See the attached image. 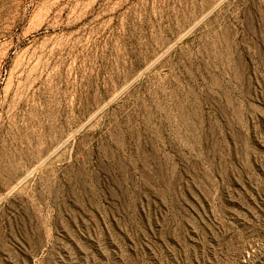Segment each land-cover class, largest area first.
I'll return each mask as SVG.
<instances>
[{
    "label": "rangeland",
    "instance_id": "obj_1",
    "mask_svg": "<svg viewBox=\"0 0 264 264\" xmlns=\"http://www.w3.org/2000/svg\"><path fill=\"white\" fill-rule=\"evenodd\" d=\"M0 264H264V0H0Z\"/></svg>",
    "mask_w": 264,
    "mask_h": 264
},
{
    "label": "bare ground",
    "instance_id": "obj_2",
    "mask_svg": "<svg viewBox=\"0 0 264 264\" xmlns=\"http://www.w3.org/2000/svg\"><path fill=\"white\" fill-rule=\"evenodd\" d=\"M57 3H59V2L58 1H55V4H57ZM53 6H55V5H52L46 11L39 12L35 16V18L40 19V21L38 23H36V21L34 19H31L29 27L24 30V33L23 34L25 35V37H28L29 39H31L32 42H35L36 41V35H39L38 34L39 32H41L46 27H48V24H47L48 22L46 23V21L50 17V15H51V13L53 11Z\"/></svg>",
    "mask_w": 264,
    "mask_h": 264
}]
</instances>
